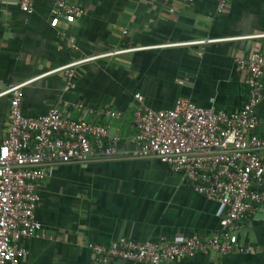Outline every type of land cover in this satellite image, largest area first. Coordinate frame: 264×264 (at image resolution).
Listing matches in <instances>:
<instances>
[{"label": "crops", "instance_id": "crops-1", "mask_svg": "<svg viewBox=\"0 0 264 264\" xmlns=\"http://www.w3.org/2000/svg\"><path fill=\"white\" fill-rule=\"evenodd\" d=\"M53 0H0V143L10 85L22 88L26 116L66 108L75 119L95 121L119 136L118 154L50 168L39 187L36 218L44 236L20 240L22 264H96L86 244L120 236L139 241L206 238L218 231L223 207L195 193L179 173L156 158L127 156L137 100L154 110L178 98L232 112L246 98L235 58L264 51V0H85L77 21L53 24ZM123 31H125L123 33ZM76 48L71 49L68 39ZM213 40L202 45L180 44ZM132 49L84 63L68 83L57 68L84 56ZM264 83V70H263ZM106 109L118 117L103 114ZM256 133L264 137V96L256 107ZM246 252L221 257L198 253L175 264H264V210L246 216L233 232ZM107 264H145L110 259Z\"/></svg>", "mask_w": 264, "mask_h": 264}, {"label": "built area", "instance_id": "built-area-1", "mask_svg": "<svg viewBox=\"0 0 264 264\" xmlns=\"http://www.w3.org/2000/svg\"><path fill=\"white\" fill-rule=\"evenodd\" d=\"M81 1L85 0H53L49 11L53 24L79 20L85 13ZM215 1L219 13L229 2ZM19 8L30 14L33 0H19ZM209 41L213 40L180 44L202 45ZM68 44L71 49L76 48L71 38ZM130 50L84 56L56 70L63 71L69 83L77 66ZM235 64L245 75L246 98L232 112L200 107L188 98H178L170 109L154 110L135 94L132 148L127 152L133 158L158 159L179 173L195 193L219 203L224 215L218 231L206 238L192 234L175 241L164 237L139 241L120 236L108 244L88 242L86 247L96 264H107L112 258L175 264L198 253L217 258L247 251L232 234L242 218L264 210V137L256 133V107L264 96V51L237 57ZM26 84H10L2 92L10 95V100L0 143V264H22L27 251L19 245L20 240L44 236L36 208L39 187L49 169L86 162L96 156L114 157L120 141L118 135L110 134L108 125L71 118L66 108L53 106L44 114L24 115L21 100ZM103 114L119 116L118 111L110 109Z\"/></svg>", "mask_w": 264, "mask_h": 264}]
</instances>
